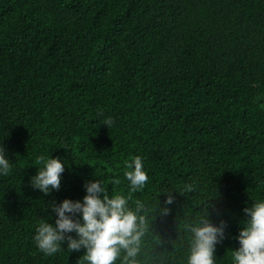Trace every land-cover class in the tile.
I'll list each match as a JSON object with an SVG mask.
<instances>
[{
    "label": "trees",
    "instance_id": "1",
    "mask_svg": "<svg viewBox=\"0 0 264 264\" xmlns=\"http://www.w3.org/2000/svg\"><path fill=\"white\" fill-rule=\"evenodd\" d=\"M0 144L13 164L0 264H83V248L41 252L36 226L89 180L128 195L136 155L149 176L129 201L149 216L143 264H186L183 225L207 198L226 222L216 264H231L243 209L264 199V0H0ZM49 154L66 164L44 194L31 177Z\"/></svg>",
    "mask_w": 264,
    "mask_h": 264
},
{
    "label": "clouds",
    "instance_id": "2",
    "mask_svg": "<svg viewBox=\"0 0 264 264\" xmlns=\"http://www.w3.org/2000/svg\"><path fill=\"white\" fill-rule=\"evenodd\" d=\"M111 118H105L103 124H112ZM37 174L31 177V185L44 194L58 190L62 174L65 171V161L52 157H37ZM13 164L5 154L0 144V176L8 175ZM123 176L127 181L128 195H110L103 179H93L85 182L86 194L82 199L65 198L59 203L52 202L50 207L53 217L41 218L36 226L33 237L36 247L47 256H52L64 249L68 252L84 253L80 259L83 264H143L141 259L144 249V238L149 231V216L146 205L136 200L130 206L131 194L144 189L149 182L144 160L136 155L125 162ZM113 184H120L119 178H114ZM194 185H187L179 191L185 195ZM171 189L160 192L170 193ZM196 219H187L183 225L185 236L180 240L186 244L184 259L186 264H216L214 256L216 246L225 238L226 222L214 224L206 210V202ZM174 197L167 195L165 205L172 204ZM168 207L155 205L157 212L167 215ZM245 221L239 229L236 239L239 247L231 250V264H264V199L255 200L250 207L243 209ZM66 243L67 247H63ZM153 264H158L154 261Z\"/></svg>",
    "mask_w": 264,
    "mask_h": 264
}]
</instances>
